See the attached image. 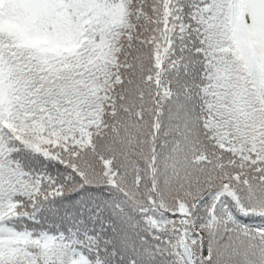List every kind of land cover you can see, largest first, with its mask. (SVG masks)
Listing matches in <instances>:
<instances>
[{
    "label": "snow or ice",
    "instance_id": "snow-or-ice-1",
    "mask_svg": "<svg viewBox=\"0 0 264 264\" xmlns=\"http://www.w3.org/2000/svg\"><path fill=\"white\" fill-rule=\"evenodd\" d=\"M0 264H264V0H0Z\"/></svg>",
    "mask_w": 264,
    "mask_h": 264
}]
</instances>
